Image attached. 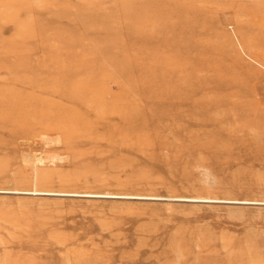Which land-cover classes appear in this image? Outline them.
Listing matches in <instances>:
<instances>
[{"label": "rangeland", "instance_id": "rangeland-1", "mask_svg": "<svg viewBox=\"0 0 264 264\" xmlns=\"http://www.w3.org/2000/svg\"><path fill=\"white\" fill-rule=\"evenodd\" d=\"M0 264H264V0H0Z\"/></svg>", "mask_w": 264, "mask_h": 264}, {"label": "bare ground", "instance_id": "bare-ground-1", "mask_svg": "<svg viewBox=\"0 0 264 264\" xmlns=\"http://www.w3.org/2000/svg\"><path fill=\"white\" fill-rule=\"evenodd\" d=\"M74 74V73H73ZM73 74H62L60 73V77H69L72 78L71 76ZM67 80V79H65ZM70 88H68V92L73 91V87L69 86ZM48 92H50V95H59L61 98H64L66 101H68L69 104H71L72 106H74L75 108H78V110H82L83 107H86L87 109H89V107L85 106L83 104V101H72L71 99H69L67 97V94L65 95V93H67V89L65 87H60L59 89L57 87H55V90H47ZM61 107L57 110V113L60 114V116H64V115H71L72 113L75 112V109L73 108H66L65 106L60 105ZM91 107V105H90ZM31 157V156H30Z\"/></svg>", "mask_w": 264, "mask_h": 264}]
</instances>
